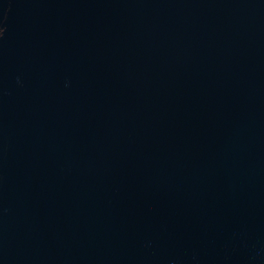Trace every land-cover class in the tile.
Wrapping results in <instances>:
<instances>
[{
  "label": "water",
  "instance_id": "95a60500",
  "mask_svg": "<svg viewBox=\"0 0 264 264\" xmlns=\"http://www.w3.org/2000/svg\"><path fill=\"white\" fill-rule=\"evenodd\" d=\"M0 264H264V0H0Z\"/></svg>",
  "mask_w": 264,
  "mask_h": 264
},
{
  "label": "clouds",
  "instance_id": "9594fccd",
  "mask_svg": "<svg viewBox=\"0 0 264 264\" xmlns=\"http://www.w3.org/2000/svg\"><path fill=\"white\" fill-rule=\"evenodd\" d=\"M3 33V29L2 28H0V34H2Z\"/></svg>",
  "mask_w": 264,
  "mask_h": 264
}]
</instances>
